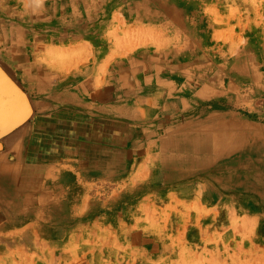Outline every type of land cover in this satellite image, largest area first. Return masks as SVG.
<instances>
[{
  "label": "rangeland",
  "instance_id": "obj_1",
  "mask_svg": "<svg viewBox=\"0 0 264 264\" xmlns=\"http://www.w3.org/2000/svg\"><path fill=\"white\" fill-rule=\"evenodd\" d=\"M29 1L43 3L0 0V16L16 20V7ZM244 1L246 5L253 2ZM260 3L264 6V0ZM57 25L58 21L50 27ZM84 25L76 28L77 37L92 38L96 49L104 50L103 32L92 34ZM250 27L244 29L243 45L229 41L232 46L217 53L212 72L206 71L208 75L225 73L222 66L220 70L214 66L218 60L225 63L229 92L207 101L195 96L191 99L194 109L182 110L174 119L152 120L150 114L140 127L144 143L130 164L118 166L115 180L106 176L84 184L69 168L58 179L43 173L50 155L59 159L61 152L73 150V143L62 139L67 128L59 123L40 122L42 133L27 130L18 136L16 188L12 184L0 187V264H264V192L257 186L239 189L235 172L215 169L221 160L215 162L214 153L211 159L206 157L212 152L210 143L205 153L176 146L179 129L186 131L190 122L214 117L244 122L264 132V29L263 25L255 29L262 34L255 40L251 37L256 31ZM240 49H244L248 73L244 83L232 79L236 71H231ZM223 53L227 55L221 57ZM93 67L91 62L85 69L92 72ZM256 70L259 78L254 77ZM0 86L4 91L1 154L4 141L30 123L34 110L27 91L6 75L0 76ZM119 99L118 105L126 108L136 100L133 95ZM45 130L54 131L53 136H46ZM46 155L50 157L45 159ZM13 163L11 156L0 158L1 166ZM32 168L36 174L29 173ZM165 205L169 206L166 211ZM203 206L212 207V212Z\"/></svg>",
  "mask_w": 264,
  "mask_h": 264
},
{
  "label": "crops",
  "instance_id": "obj_2",
  "mask_svg": "<svg viewBox=\"0 0 264 264\" xmlns=\"http://www.w3.org/2000/svg\"><path fill=\"white\" fill-rule=\"evenodd\" d=\"M48 1L17 6L14 21L0 16V76L23 87L34 110L30 123L4 141L0 158L11 156L14 163L0 165V187L16 188L17 137L27 130L42 133L40 122L66 127L62 139L75 144L59 159L46 155L50 161L44 174L58 179L69 168L84 184L106 176L115 180L118 166L130 164L144 143L140 127L149 115H154L152 120L174 119L182 110L194 109L195 96L207 101L227 94L225 63L218 60L214 65L225 73L206 71L212 72L217 53L232 46L229 41L243 45L248 25L256 31L251 39L262 37L256 28L264 29L260 0L251 5L244 0H51V7ZM56 21L58 25L50 27ZM83 25L92 34L103 32L104 50L96 49L92 38L77 37L74 32ZM239 51L232 77L244 82V49ZM91 62L92 72L85 69ZM256 71L254 77L259 78ZM126 95L136 98L128 108L118 105V96ZM57 111L59 118L54 117ZM53 132L45 130V135ZM206 157L211 159L212 152ZM29 173L36 174V168ZM204 208L212 212V207Z\"/></svg>",
  "mask_w": 264,
  "mask_h": 264
},
{
  "label": "bare ground",
  "instance_id": "obj_3",
  "mask_svg": "<svg viewBox=\"0 0 264 264\" xmlns=\"http://www.w3.org/2000/svg\"><path fill=\"white\" fill-rule=\"evenodd\" d=\"M40 105L43 104L41 103ZM178 136L179 138L177 139L176 144L177 148L185 146L193 151H200L205 153L208 151V145L206 144L207 142L208 144L210 143L212 153H214V156L216 158L215 162L221 160L219 164H215L217 165L215 166V169H219L221 172H224L226 174H229L230 172H235L237 177V182H235V184L237 188L239 187V189L249 190L257 186V188L261 189L264 192V132L262 131V129H259L257 132L256 128L250 126L247 123L236 121L234 122L233 120L227 121L219 117H214L210 118L209 120H199L190 122L189 126H187L186 131L179 129ZM189 136L193 139L188 138ZM261 180L263 181L262 184H260Z\"/></svg>",
  "mask_w": 264,
  "mask_h": 264
}]
</instances>
